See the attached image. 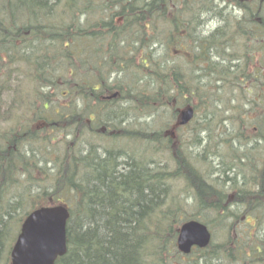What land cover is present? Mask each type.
<instances>
[{
	"label": "trees",
	"instance_id": "obj_1",
	"mask_svg": "<svg viewBox=\"0 0 264 264\" xmlns=\"http://www.w3.org/2000/svg\"><path fill=\"white\" fill-rule=\"evenodd\" d=\"M0 117V264L56 204L55 264H264V0H0Z\"/></svg>",
	"mask_w": 264,
	"mask_h": 264
},
{
	"label": "water",
	"instance_id": "obj_2",
	"mask_svg": "<svg viewBox=\"0 0 264 264\" xmlns=\"http://www.w3.org/2000/svg\"><path fill=\"white\" fill-rule=\"evenodd\" d=\"M191 107L181 111L180 124L193 117ZM68 209L63 205L41 207L32 211L21 225L12 247L11 264H55L67 252L66 225ZM208 228L197 220L184 222L177 236L178 249L189 253L193 246L205 247L210 241Z\"/></svg>",
	"mask_w": 264,
	"mask_h": 264
},
{
	"label": "rangeland",
	"instance_id": "obj_3",
	"mask_svg": "<svg viewBox=\"0 0 264 264\" xmlns=\"http://www.w3.org/2000/svg\"><path fill=\"white\" fill-rule=\"evenodd\" d=\"M225 5V4H224ZM231 11L233 12V9H231ZM234 11H236V12H238V10H234ZM234 13V12H233ZM216 23V19H214V20H211L208 24H207V28H209L210 26L211 27H213L214 26V24ZM19 74L17 73V71L14 69V70H11V74H10V76H9V79L13 82V85H15V83L16 82H18L19 80H20V78H19ZM21 85H27V86H29L30 84L27 82V81H23V80H21ZM9 94H11V93H9ZM3 101H4V103L5 104H9V99H8V97L6 96V95H4V97H3V99H2ZM12 120L11 119H8V120H6V119H4L3 117H0V129H5L6 127H8L9 126V123L11 122ZM247 130H249V135L252 133V129H245L244 131H245V134H247ZM189 132H191L192 133V130H186V128L185 129H183V130H178L176 133L178 134V136H181V138L182 139H187L188 138V136H190V134H189ZM177 142V141H176ZM175 142V143H176ZM178 143H179V140H178ZM177 146V145H176ZM196 150H200V146H198V147H196L195 148ZM215 164L216 163H218V158H215V162H214ZM184 203H188L187 205H188V211L189 212H193V208H192V206L190 205L191 204V202L189 201V198L187 199V202H184ZM240 212H244L243 210H240ZM245 213V212H244ZM205 217L206 216H202L201 217V219H203V220H205ZM248 220H251L250 218H248ZM238 220H230L229 222L230 223H235V222H237ZM243 220H239L238 222H237V228L236 229H234L232 232H230V234L229 235H231V234H233V233H240L242 230H241V227L243 228H247L246 227V225L245 224H243ZM201 223L202 224H204V225H206L203 221H201ZM183 224V223H182ZM181 224V225H182ZM208 224V223H207ZM216 228H219L218 226L216 227ZM215 228V229H216ZM178 230H179V228H178ZM221 230V232H219V231H214V233H213V231L211 232V235H212V237H210L211 238V241H213L212 239L214 238V240L216 241H218V242H222V241H224L225 239H226V234L224 233L225 232V230H222V229H220ZM210 245V243L207 245V246H209ZM206 246V247H207ZM177 248V247H176ZM196 248V247H195ZM178 250V249H177ZM194 249H191V253H190V257H192V258H196V255H197V253H196V250H194ZM179 251V250H178ZM193 251V252H192ZM182 257H184V256H182Z\"/></svg>",
	"mask_w": 264,
	"mask_h": 264
},
{
	"label": "bare ground",
	"instance_id": "obj_4",
	"mask_svg": "<svg viewBox=\"0 0 264 264\" xmlns=\"http://www.w3.org/2000/svg\"><path fill=\"white\" fill-rule=\"evenodd\" d=\"M234 11V10H233Z\"/></svg>",
	"mask_w": 264,
	"mask_h": 264
}]
</instances>
